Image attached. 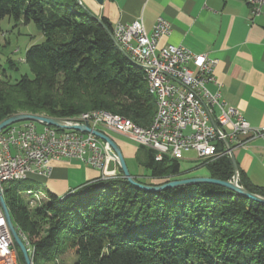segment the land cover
Returning a JSON list of instances; mask_svg holds the SVG:
<instances>
[{
	"label": "trees",
	"instance_id": "1",
	"mask_svg": "<svg viewBox=\"0 0 264 264\" xmlns=\"http://www.w3.org/2000/svg\"><path fill=\"white\" fill-rule=\"evenodd\" d=\"M5 17L34 23L44 41L26 49L32 78L22 74L12 82L0 70V122L23 112L66 119L108 110L141 127L151 123L156 99L144 69L117 43L106 18L100 22L78 0H0V20ZM137 159L147 172L131 173L146 184L199 176L193 174L201 167L222 180L234 174L226 155L183 169L182 160L158 161L152 149L139 146ZM239 183L264 196V186L241 169ZM41 189L19 180L4 190L13 222L33 248V264L66 254L72 255L70 264H264V203L224 186L149 191L120 171L63 196L44 190L47 197L38 200Z\"/></svg>",
	"mask_w": 264,
	"mask_h": 264
},
{
	"label": "built area",
	"instance_id": "2",
	"mask_svg": "<svg viewBox=\"0 0 264 264\" xmlns=\"http://www.w3.org/2000/svg\"><path fill=\"white\" fill-rule=\"evenodd\" d=\"M246 1L252 15L259 14L264 6V0ZM170 33L171 23L162 16L150 32L140 19L113 25L114 37L121 46L134 58L146 60L155 87L163 95L162 116L154 124V132L135 131L124 117L109 112L81 114L65 120L81 124L87 121L94 129L123 135L152 149L158 161L164 157L184 160L187 152H194L204 162L225 155L231 157L233 149L248 139L264 137V126H251L218 91L209 89L217 60L182 44L160 46ZM61 158H76L98 168L103 177L114 174L108 170L113 159L106 152V144L92 133L36 121L14 123L0 132V176L18 170L49 176L52 161ZM0 264H22L1 205Z\"/></svg>",
	"mask_w": 264,
	"mask_h": 264
},
{
	"label": "crops",
	"instance_id": "3",
	"mask_svg": "<svg viewBox=\"0 0 264 264\" xmlns=\"http://www.w3.org/2000/svg\"><path fill=\"white\" fill-rule=\"evenodd\" d=\"M80 1L93 15L106 18L112 25L140 19L150 32L159 16L167 19L171 33L161 40L160 46L182 44L216 59L214 81L208 83L209 89L218 91L251 126H264V6L259 14L252 15L246 0H104L103 4L96 0ZM111 135L126 162L137 159L140 145L123 135ZM233 153L239 169L250 181L264 186V137L248 139L235 147ZM184 160L183 169L192 166ZM108 170L114 174L105 178L119 174L118 164L113 160L108 163ZM130 171L138 176L143 174L133 166ZM193 175L208 173L204 168L195 170ZM36 176L30 183L42 187L35 195L40 200L47 197L44 190L63 196L83 184L100 180L101 171L76 158H61L52 161L49 176Z\"/></svg>",
	"mask_w": 264,
	"mask_h": 264
},
{
	"label": "water",
	"instance_id": "4",
	"mask_svg": "<svg viewBox=\"0 0 264 264\" xmlns=\"http://www.w3.org/2000/svg\"><path fill=\"white\" fill-rule=\"evenodd\" d=\"M96 1L99 4H103L104 0H96ZM78 2L81 4L80 0H78ZM95 17L100 22H102L101 16L100 17L95 16ZM21 121H36L39 123L47 124L50 126L61 128V129H74V130H78L84 133H92L96 135L99 139H101L106 144V152L113 159V161H115L118 164V173H120L121 171L124 178L128 182L144 190L162 191L169 187L192 185V184H197V183H213V184H218L226 188H229L233 190L234 192L239 193L243 196H246L256 202L264 203L263 195L253 193L239 183V167H238V163H237V160L233 152L231 155V160H232L233 167H234V174L230 180H222V179L211 177V176H191V177H185V178L172 179L168 182L158 184V185L146 184V183L139 182L136 179V177L131 173L128 167V164L126 162V159L123 155V152L120 146L117 144V142L113 138V136L107 132L92 128L87 121H85L83 124L71 123L61 118H55V117H49L45 115H38V114H31V113H18L0 122V132L3 129H5L7 126L12 125L14 123L21 122ZM227 144H229V142H227ZM101 179H107V178H104L101 173ZM0 205L4 213V216L6 218V222L10 230V233L12 235V238L14 240V243L16 244L18 249L21 251L25 264H33L32 257L28 253L27 246L22 240L21 235L13 222L11 213L9 211L7 202L5 200V197L1 189H0Z\"/></svg>",
	"mask_w": 264,
	"mask_h": 264
},
{
	"label": "rangeland",
	"instance_id": "5",
	"mask_svg": "<svg viewBox=\"0 0 264 264\" xmlns=\"http://www.w3.org/2000/svg\"><path fill=\"white\" fill-rule=\"evenodd\" d=\"M43 41H44V36L42 32L37 29L34 23L25 24L22 21H16L15 19L9 17H5L1 19L0 20V70L5 69L7 76L12 82L16 81V79H19L22 74H27L30 78H32L33 73L30 71L29 67L24 62L26 49L34 43H40ZM9 59L13 60L16 63L18 69L10 66V63L8 62ZM23 113H27V112H23ZM108 133L113 134L112 132H108ZM144 153H145V149L141 148L139 150L138 156L140 158L141 157L143 158ZM184 156H185L184 161H186L190 165H196L201 162V160L196 157V154L194 152H187L184 154ZM127 164L129 169H131V167L133 166V168L136 169L139 173L147 172L144 166L139 163L138 159H133L132 161H128ZM202 169L204 168L203 167L199 168V170ZM30 173H28L29 175L24 176L25 177L24 179H21L24 180L26 184L30 183L32 179H36L38 177L36 176L37 173L34 172H30ZM147 179L149 180V178ZM17 181H13V182H17ZM152 181L154 182V180ZM13 182L12 181L5 182L4 183L5 188L10 184H13ZM34 203L30 204L31 209L34 208L33 207ZM71 259H72V255L66 254L60 257L59 259L46 264H70ZM22 264L25 263L22 262Z\"/></svg>",
	"mask_w": 264,
	"mask_h": 264
},
{
	"label": "bare ground",
	"instance_id": "6",
	"mask_svg": "<svg viewBox=\"0 0 264 264\" xmlns=\"http://www.w3.org/2000/svg\"><path fill=\"white\" fill-rule=\"evenodd\" d=\"M115 38V37H114ZM115 40L117 41V39L115 38ZM117 43H119L117 41ZM120 44V43H119ZM121 45V44H120ZM124 48V47H123ZM124 50L126 52H128L130 55L131 53L129 51H127L125 48ZM132 56V55H131ZM133 57V56H132ZM134 58V57H133ZM134 60L140 65L142 66V68L144 69V80L148 86L149 92L155 97V101H156V112L153 116V119L151 121V123L148 126L145 127H141L139 125H137L136 123H134L130 118L125 117L123 115H119V114H114L108 110H92V111H88V112H84L82 114H97V113H107L109 112V114L114 115V116H120V117H124L127 121V124L129 125H133L134 130L141 132V133H150V132H154V124L157 123V121L161 118L162 116V107H163V95L160 94L157 90V88L155 87V81H154V76L151 73V69L150 66L147 64L145 59L142 58H134ZM80 116V115H79ZM11 125L7 126L6 128H10ZM30 172H34L37 173V175H43L38 173V171H27V170H18V171H14V172H7V173H3L0 176V189L4 195V190H5V186L4 183L5 182H10V181H17V180H21L24 179V176L29 175L28 173ZM33 174V173H30ZM45 176V175H44ZM105 178V177H104ZM22 240L24 241V243L27 246L28 249V253L31 256L33 253V248L30 246L29 241L27 240L26 236L24 234H22L21 232H19ZM32 257V256H31Z\"/></svg>",
	"mask_w": 264,
	"mask_h": 264
}]
</instances>
